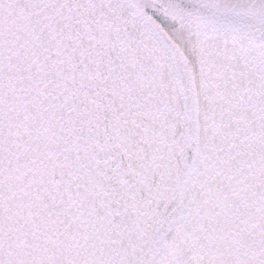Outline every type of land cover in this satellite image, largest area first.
<instances>
[{
	"label": "snow or ice",
	"instance_id": "snow-or-ice-1",
	"mask_svg": "<svg viewBox=\"0 0 264 264\" xmlns=\"http://www.w3.org/2000/svg\"><path fill=\"white\" fill-rule=\"evenodd\" d=\"M0 264H264V0H0Z\"/></svg>",
	"mask_w": 264,
	"mask_h": 264
}]
</instances>
